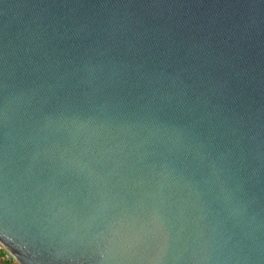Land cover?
I'll return each instance as SVG.
<instances>
[{
	"label": "water",
	"instance_id": "95a60500",
	"mask_svg": "<svg viewBox=\"0 0 264 264\" xmlns=\"http://www.w3.org/2000/svg\"><path fill=\"white\" fill-rule=\"evenodd\" d=\"M0 243L264 264V0H0Z\"/></svg>",
	"mask_w": 264,
	"mask_h": 264
},
{
	"label": "crops",
	"instance_id": "0c3cea01",
	"mask_svg": "<svg viewBox=\"0 0 264 264\" xmlns=\"http://www.w3.org/2000/svg\"><path fill=\"white\" fill-rule=\"evenodd\" d=\"M0 264H17L11 257L6 256L5 252H0Z\"/></svg>",
	"mask_w": 264,
	"mask_h": 264
},
{
	"label": "built area",
	"instance_id": "2783aa9c",
	"mask_svg": "<svg viewBox=\"0 0 264 264\" xmlns=\"http://www.w3.org/2000/svg\"><path fill=\"white\" fill-rule=\"evenodd\" d=\"M0 252H5L6 253V256H9L11 257L4 249L3 245L0 243Z\"/></svg>",
	"mask_w": 264,
	"mask_h": 264
}]
</instances>
